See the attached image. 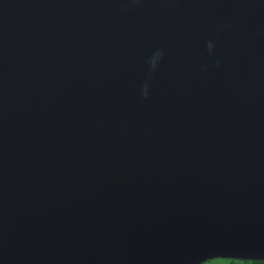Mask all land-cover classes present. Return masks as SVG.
I'll return each mask as SVG.
<instances>
[{
	"label": "water",
	"instance_id": "95a60500",
	"mask_svg": "<svg viewBox=\"0 0 264 264\" xmlns=\"http://www.w3.org/2000/svg\"><path fill=\"white\" fill-rule=\"evenodd\" d=\"M264 261V0H0V264Z\"/></svg>",
	"mask_w": 264,
	"mask_h": 264
},
{
	"label": "trees",
	"instance_id": "16d2710c",
	"mask_svg": "<svg viewBox=\"0 0 264 264\" xmlns=\"http://www.w3.org/2000/svg\"><path fill=\"white\" fill-rule=\"evenodd\" d=\"M203 264H264V261H246V260H232V259H214Z\"/></svg>",
	"mask_w": 264,
	"mask_h": 264
}]
</instances>
